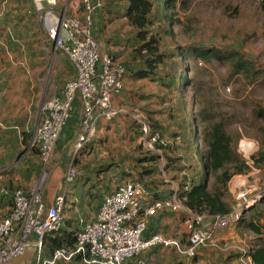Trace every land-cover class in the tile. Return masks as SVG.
Instances as JSON below:
<instances>
[{
	"label": "built area",
	"instance_id": "built-area-1",
	"mask_svg": "<svg viewBox=\"0 0 264 264\" xmlns=\"http://www.w3.org/2000/svg\"><path fill=\"white\" fill-rule=\"evenodd\" d=\"M43 2L51 7H44ZM32 3V13L51 44V50L60 51L67 57L74 77L65 82L60 95L47 98L42 106L40 122L30 146L38 148L43 175L37 177L29 192L21 188L1 190L12 200V207L6 216H0V264H10L31 248L36 251L35 264H58L75 257H81L87 264H127L132 259H136V264H155L143 254L156 246L173 247L178 253L190 257L206 247L222 252L239 249L242 264H256L249 249L221 238L218 233L240 222L248 210L264 199V183L249 184L238 177L234 190L237 198L243 201L227 213L209 215L187 206L180 186L170 180L165 171L163 147L169 141L159 132H152L139 110L117 104L128 70L124 60L103 51L96 37V19L105 7V0H32ZM74 7L83 12L82 18L69 14ZM77 101L81 105V118L74 154L66 169L64 184L54 203L48 206L43 184L45 168L76 110ZM122 115L139 123L142 134L137 144L145 151L160 155L159 169L162 177L171 184L170 195L153 198L143 181H122L113 191L102 196L96 217L75 232V246L58 248L45 258L47 235L59 231L64 225L67 194L78 174L74 166L76 155L92 142L101 121ZM251 146L250 142L240 143L247 160L251 159ZM162 211L183 214L179 231L186 235L185 243L163 233L147 237V219ZM206 221L209 222L206 224Z\"/></svg>",
	"mask_w": 264,
	"mask_h": 264
},
{
	"label": "rangeland",
	"instance_id": "rangeland-1",
	"mask_svg": "<svg viewBox=\"0 0 264 264\" xmlns=\"http://www.w3.org/2000/svg\"><path fill=\"white\" fill-rule=\"evenodd\" d=\"M115 1L119 2L122 8L127 5V0ZM161 2L166 15L172 16L174 14L172 3L171 6H167L166 4L170 1L161 0ZM32 4V0H0V26L7 28L6 30L11 29V32L10 30V33L8 32V37L3 32L0 37L2 42L0 44L8 46L12 50L9 56L5 49L7 56H3L2 59L9 57V61L14 67L12 70V73L15 74L13 79L15 84L17 83L15 87L18 88L14 94V100L17 96V101H14L15 107L18 109V107L24 106L25 101H20L21 95H24L22 91L23 79L28 78V83L33 85L36 92L35 108H33L31 116L25 120L22 116H19L20 118L17 116L9 117L6 122L2 120L6 126L5 128L2 127L1 133L3 134L17 132L18 129L14 127L15 121H19L20 125L23 120L24 123L19 126V130L34 136L36 126L40 122L38 116L41 113L39 111L41 98L44 103L47 98L51 97L52 91L63 87L65 82L74 75V70H72L67 57L60 51L51 50V44L47 42L41 25L35 21L31 13ZM175 5L179 20H167V27L171 31V35L161 37L160 48L161 51H164L166 60L164 64H159L158 68L160 75L164 78L176 77L182 91L179 93L175 88H168L157 75L152 74L140 79L139 84H137L148 95L149 99L129 98L126 104L129 107L139 108L141 106L144 108L148 101L155 102V109L159 111L156 113L155 119H159L162 126L167 130L164 133L171 144L174 146L176 144L178 147L177 153L181 157L180 159L185 162L184 165H189L188 170H186L188 172L189 170L194 171V167L196 169V163L200 161L202 154L200 148H203V143H196L198 148L195 154L193 144V139L201 136V128L198 124V120H200L198 112L201 107L213 105L218 109H236L238 112H240L239 110L244 112L245 106L242 102L246 96L252 101L257 99L264 104V88L260 85L246 84L244 80L241 83H238L235 78L229 80L228 68L221 65L217 59L211 63H205L196 59L194 52L187 56L185 53L189 49L199 46H205V48L220 47L222 49L236 46L241 47L249 57L264 68V5L262 0H175ZM122 8L119 9V12ZM14 14L18 16L17 19L13 18ZM14 19L18 21L16 27H14L16 23ZM114 19L107 18L104 20L105 25L100 31L101 38L97 37L102 49L121 53L120 58L126 62L131 59L134 64L135 61L139 63L138 55V57L136 55L134 58L133 56L130 57L137 46L135 31L125 26L123 21H115ZM98 25L101 26L100 22ZM135 67L137 70L140 69L138 64ZM187 75L197 79V84L184 86V78ZM135 82L137 81L135 80ZM131 85V89H133L135 85L132 83ZM239 95L241 97L238 99L237 96ZM23 111L25 110L23 109ZM122 116L105 124L103 129L96 134L95 146L92 145L93 147L87 148L89 151L88 159L91 158L90 162L93 164V166L89 165L88 170L94 169L92 171L94 177L99 173V169H104L109 163H115L111 169L114 168L110 172L111 174L117 173L115 169L120 171L116 177L111 178L109 184L118 181L121 174L128 177L129 167L136 165L135 162L138 157H142L145 153L142 148L144 152L133 149L137 145L136 127L132 124L131 118L126 115ZM189 119L191 125L187 122ZM1 125L3 124L0 122ZM232 126L241 133L237 142L239 153L244 158L246 157L245 152L240 149L242 141L253 144L251 154L256 152L259 148V141L248 134L243 125L232 124ZM8 139H11V142L14 141L13 135H10ZM70 153L69 158L73 152ZM58 155L56 147L51 162L45 168L44 185L48 183ZM80 159L82 160V157ZM109 159L112 161L101 166V163ZM70 161L71 159L68 164ZM247 162L252 166V171L235 175L237 177L234 176L229 182L230 188L233 189H231L232 194L230 193L231 197L229 198L230 201L234 200L233 208L243 201L237 198V192L234 190L235 181L240 179L238 176L241 175L243 180L249 184L256 181H259V184L264 183V168L254 167L251 159ZM80 166L83 168L82 163ZM75 169L78 172L77 165ZM134 172L136 173V171ZM43 173L44 170L41 165L40 176ZM108 175L109 173L104 175L105 180H107L106 177H110ZM257 205L263 207L262 202ZM66 207H70L69 203ZM66 216H68V209ZM251 236L247 234L242 240L230 238V241L248 249L251 244L249 242L252 241Z\"/></svg>",
	"mask_w": 264,
	"mask_h": 264
},
{
	"label": "trees",
	"instance_id": "trees-1",
	"mask_svg": "<svg viewBox=\"0 0 264 264\" xmlns=\"http://www.w3.org/2000/svg\"><path fill=\"white\" fill-rule=\"evenodd\" d=\"M167 1H170L166 4L167 6H171L172 3V8L174 10L172 16L166 15L163 11L161 0H127L128 7L125 13V21H127L128 26L131 27L136 34L135 43L137 46L134 51V56H139L140 61L138 66L140 69L136 71L134 75L135 78L140 80L149 77L152 74L157 75L162 83L168 88H175L180 93L182 89L176 77L173 76L170 79H166L160 75L158 68V65L164 64L166 60V55L160 48V43L162 41L161 37H169L171 35V31H169L167 27V20H179L175 11V0ZM262 3L264 5V0H262ZM96 31L97 29L95 28V32ZM104 52L112 53L110 51ZM192 52H194L195 58L199 59L201 62L211 63L213 60L217 59L221 65L228 68L229 80L235 78L238 80V83H241L244 80L246 84H254V86L260 85L264 88V68L259 66L254 59L249 57L241 47L233 46L227 49H222L220 47L205 48V46H199L189 49L186 51L185 55L187 56ZM115 55L120 57L117 54ZM124 65L127 67L128 62L124 61ZM70 66L72 68V65ZM189 66H191L190 63ZM184 81V86L193 83L197 84V79H193L191 76L189 77V75L184 78ZM241 92L244 93V91ZM119 97L117 104L129 107L126 103L121 102ZM239 97H241V95L237 96L238 99ZM149 102L151 104L153 103L152 101H148V103ZM148 103H146V105L144 104V108L141 106L139 108H129L139 110L149 123L152 132H159L162 137L169 141V138H167L164 133L167 130L162 126L159 119H155L156 113L159 112L155 109V103L147 108ZM242 104L245 106L244 112L241 110L238 112L236 109H218L213 105L201 107L198 112V118L200 119L198 120V124L201 128V136L193 139V144L195 146L194 154L198 148L196 143L200 144V142H202L203 148H200L202 154L200 155V161H197L198 163H196V169L194 167V171L189 170L186 172L189 165H184L185 162L180 159L181 157H179L177 153L178 147L176 144L174 146L169 141V143L163 147L166 161L165 171L168 178L178 183L181 191H183V195L186 196L185 204L196 212L215 215L231 211L233 208L231 207L232 200H229L231 197L229 182L235 175L246 174L252 169V166L247 162V159L244 158L237 149V142L241 137V133L233 127L232 124L243 125L244 130L259 141V148L256 152L252 153L251 159L254 167L264 168V104L257 99L256 101H252L247 96ZM120 117L123 116H118L112 120H107L106 122L110 123ZM130 120L136 127L137 143L138 136L142 134V131L136 120L132 118ZM187 122L190 125L192 124L190 123V119L187 120ZM86 146L76 155V160H74V166L77 165L79 173L73 183L80 181L83 184L89 179L92 180L93 183L104 181V178H100L101 174L103 173L102 175H104L106 172H109L115 163H109L104 169H99V173L94 177L90 170L86 172L89 167V163H85L87 155H89ZM133 149L143 151L138 144L135 145ZM85 156L86 158H84ZM81 157L82 160L80 159ZM109 161L112 160L109 159L104 161L101 163V166ZM80 163H82L83 168L80 166ZM135 163L136 165L129 167L130 169L127 171V175L130 177L127 179H138L143 181L146 185H149L145 181L147 180L155 187L166 185L171 193V184L162 177L159 169L160 155L158 153L145 151L144 155L142 157L139 156ZM171 167L172 169L169 171ZM132 170L136 171L134 175L130 173ZM145 177H148V179ZM155 196L158 195L155 193ZM91 197H95V195L92 194ZM261 202L263 203V207L256 204L245 213L240 222L233 223L227 227L236 226V229L241 231V234L243 231L247 230L255 236L253 246L248 249L250 250L252 259L256 264H264V199ZM166 213H177L180 216L183 215L182 213L173 211H167ZM64 221H66L65 216ZM63 227L59 231H54L47 235L45 244L49 243L51 250L55 251L58 248H73L75 246V232L80 230V228L74 227L72 231H68ZM179 235L181 236V239H178L182 240L181 242L184 243L186 235ZM149 236L151 235H147V237ZM202 249H206L211 253L219 255H227L226 258L228 259L232 256H239V263L242 264L240 261L241 251L239 249H233L227 252L217 251L207 247ZM200 250L201 249H199L195 256L199 254ZM143 257L146 258L145 256ZM177 264L182 263L179 262Z\"/></svg>",
	"mask_w": 264,
	"mask_h": 264
},
{
	"label": "crops",
	"instance_id": "crops-1",
	"mask_svg": "<svg viewBox=\"0 0 264 264\" xmlns=\"http://www.w3.org/2000/svg\"><path fill=\"white\" fill-rule=\"evenodd\" d=\"M122 3V2H121ZM120 3L115 0H105V7L100 12L96 19V35L98 38H101V32L105 25L104 20L107 18H115V21L121 20L125 24V26L129 27L127 24V21H125V13L127 10L128 5H125V7H120ZM121 9V12H119V9ZM33 11V4H32V10ZM70 15L76 16L78 18H82L83 12L79 10V8H71ZM33 17L35 19L34 13ZM111 14V15H110ZM18 16L15 14L13 15V18L17 19ZM14 19V20H15ZM36 21V20H35ZM15 25L18 24V21L15 20ZM98 22H100V25H98ZM131 28V27H129ZM7 28L0 26V37L4 33L5 36L8 37L9 30H6ZM9 32V33H10ZM9 39V38H8ZM0 43H2L0 41ZM8 53L10 56L11 49L8 46H5L4 44H0V122L3 124L0 126V216H6L12 207V200L10 197H7L2 194L1 190L3 188H8L11 190H14L16 188H21L26 192H29L32 188V185L34 181L37 179V177L40 175V168H41V160L38 148H33L30 146L33 136H30L26 133V131L19 130V126L23 124V120L28 119V117L31 116L32 110L34 107V103L36 100V92L34 91L33 85H30V82L28 83V78L23 79V86L22 91L24 95H21V102H24V106L18 107V109L14 105V101H17V96L14 100V94L18 90L15 84V80L13 79L12 70L14 67L11 65V61H9V57L2 59L3 56H7L5 53ZM103 51H105L103 49ZM112 52V51H110ZM112 53L117 54L118 56L121 55V53H117V51H114ZM133 56L134 53L132 52L130 54V57ZM135 61V60H134ZM137 63L135 61V64L131 61V59L128 62L127 66V76L125 79V86L123 93L120 95L119 100L123 103H126L129 101V98L137 97L138 99L146 97L148 99V96L142 88H140L139 79L135 78V73L137 71L136 67ZM132 66V67H131ZM74 77V75H73ZM72 77V78H73ZM136 79L137 82H134ZM14 80V81H13ZM132 84L135 85L133 89ZM38 88V86H36ZM62 88L55 89L52 91L51 96L53 95H60L62 93ZM37 90V89H36ZM29 94V97H28ZM153 102V101H152ZM155 102L152 104L149 102L147 105V108H149L151 105H154ZM43 106L42 98L40 102V108L39 111L41 112ZM23 109L25 111H23ZM22 116L24 118L22 120V123L19 125V121H15L14 127L17 130V132H13L12 134H3L1 131L6 126L2 122V120L5 122L9 119V117ZM80 118H81V105L80 102H76V110L69 120L67 126L65 127L58 145H57V152H58V158L56 162L54 163V167L50 173V177L48 180V183L45 185V199L48 206H51L54 203L55 196L60 192L61 187L64 184V176L66 172V168L68 165L69 160L73 157L74 154V142L76 139V136L79 131V124H80ZM107 124L106 121H101L98 126V133L100 130L103 129L104 125ZM10 135H13L14 141L11 142V139H8ZM95 138L92 140L91 143H89L86 147L89 148L95 143ZM71 145V148H70ZM95 146V145H94ZM93 147V146H92ZM72 156H70L71 151ZM93 153V150H92ZM76 158V157H75ZM91 159V158H90ZM90 159H88L85 163L93 166V164L90 162ZM138 163V162H137ZM172 167L169 169L171 171ZM94 170V169H93ZM91 174H92V171ZM114 170V168H113ZM113 170L106 172L105 174L109 173L106 177L107 180L104 179V181H100L99 183H93L92 180H88L85 183L82 184V182L78 181L76 183H73L69 187V192L67 194V202L69 203L70 207H65L64 216V229L68 231H72L74 227L81 228L84 223L87 221H90L96 217L98 208L100 206L102 196L107 193L111 192L115 189V187L121 183L122 181L126 180L130 176L126 177L121 174L120 177H118V181H115L114 184H109L112 177H116L120 171L118 169L117 173H110ZM129 170V169H128ZM87 170L86 172H88ZM252 171V170H251ZM133 175L135 172L132 170L130 171ZM90 174V173H89ZM103 174V173H102ZM101 174L100 178H104V175ZM132 175V176H133ZM242 175V174H241ZM238 176L241 179H243L242 176ZM237 177V176H235ZM148 179V177H145ZM95 179V178H94ZM145 180V179H143ZM96 181V179H95ZM149 185V193L153 198H165L170 195V191L168 186L166 185H160L158 187L152 186L147 180H145ZM93 188V189H92ZM232 188L229 186L230 193ZM156 195L158 196H155ZM94 194L95 197H91V195ZM232 194V193H231ZM80 195V197H78ZM234 200L231 203V207H234ZM67 206V204H66ZM68 209V216H66V211ZM167 211L159 212L157 215L149 217V221L147 223L148 228L146 235H152L154 233H164L165 235L169 237H177L181 239V236L179 234H182L179 229L181 227V216L177 213H166ZM66 222V223H65ZM236 226H231L229 228H225L223 230L219 231V236L223 239H230V238H237L242 240V238L246 237L247 234L252 235L251 239L252 241L249 242L250 247L253 246L255 241V236L248 232L247 230L243 231L241 234V231H238L236 229ZM180 236V237H178ZM185 239V238H184ZM182 241V240H181ZM186 240L184 241V243ZM54 244V243H52ZM54 250H51V247L49 243L45 244L44 249V256L45 258H49ZM35 254L36 251L34 248L29 249L22 257L13 260L10 262V264H35ZM143 256H145L147 259L153 261L155 264H177L181 262L182 264H240L239 263V256H232L230 259L226 258L227 255H219L215 253H211L210 251L206 249H201L199 254L195 257H188L181 255L178 253L175 249L172 247L166 248L163 246H156L149 250H147ZM58 264H87L83 261L81 257H75L71 261H62ZM127 264H136V259H132Z\"/></svg>",
	"mask_w": 264,
	"mask_h": 264
},
{
	"label": "water",
	"instance_id": "water-1",
	"mask_svg": "<svg viewBox=\"0 0 264 264\" xmlns=\"http://www.w3.org/2000/svg\"><path fill=\"white\" fill-rule=\"evenodd\" d=\"M43 5H44V7H46V8H50L51 7V5H49L47 2H43ZM40 117H41V113L39 114V116H38V120L40 121ZM209 221H206V224L208 223Z\"/></svg>",
	"mask_w": 264,
	"mask_h": 264
},
{
	"label": "bare ground",
	"instance_id": "bare-ground-1",
	"mask_svg": "<svg viewBox=\"0 0 264 264\" xmlns=\"http://www.w3.org/2000/svg\"><path fill=\"white\" fill-rule=\"evenodd\" d=\"M253 148V146H251V149Z\"/></svg>",
	"mask_w": 264,
	"mask_h": 264
}]
</instances>
